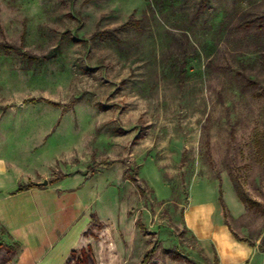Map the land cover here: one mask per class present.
<instances>
[{
  "label": "rangeland",
  "instance_id": "1",
  "mask_svg": "<svg viewBox=\"0 0 264 264\" xmlns=\"http://www.w3.org/2000/svg\"><path fill=\"white\" fill-rule=\"evenodd\" d=\"M155 1L0 0V153L54 190L66 264H217L184 215L219 198L264 244L233 189L264 207V0Z\"/></svg>",
  "mask_w": 264,
  "mask_h": 264
},
{
  "label": "crops",
  "instance_id": "2",
  "mask_svg": "<svg viewBox=\"0 0 264 264\" xmlns=\"http://www.w3.org/2000/svg\"><path fill=\"white\" fill-rule=\"evenodd\" d=\"M21 176L19 168L0 153V227L5 230V239L18 246L13 256L0 264H66L74 245L60 242L55 227L58 203L54 190L38 185L42 181L39 177L30 180L36 186L16 192ZM218 204L219 200L190 202L184 215L187 229L202 247L214 252L217 264H264L260 242L250 245L238 241ZM215 215L219 221L214 222ZM75 219L73 216L67 222Z\"/></svg>",
  "mask_w": 264,
  "mask_h": 264
},
{
  "label": "trees",
  "instance_id": "3",
  "mask_svg": "<svg viewBox=\"0 0 264 264\" xmlns=\"http://www.w3.org/2000/svg\"><path fill=\"white\" fill-rule=\"evenodd\" d=\"M167 3L171 4L172 2H171V0H159V1L156 0L154 4L156 6V9L162 10V8L165 7V5ZM203 5H204V0H202L200 2V6H199L198 11H201ZM31 58L36 59V57H31ZM48 103H51V102H48ZM75 103H76V99L72 98L67 104H63V105L62 104H58V105L61 106V108L65 111V110H68V109L72 108L75 105ZM109 163H113V162H109ZM109 163H105V164H109ZM34 186H36V184H34V183H29V184L24 185V186H19L18 189L16 190V192H22V191L27 190V189H29L31 187H34ZM233 189L235 191V194H236L237 198L239 199V201L242 204H244V205H246V206H248L250 208H256V209L260 210L262 212V214L264 215V207H263V205L261 203H259L258 201L250 198L248 193L244 190V188L241 186L239 181H237L236 179L233 180ZM219 200L221 201V198H219ZM222 210H223V213H225L224 206H222ZM224 218H225V216H224ZM226 225L229 227L228 223H226ZM2 231H3V233H5V230L3 228H2ZM230 231H231L233 236L238 241H245V242L249 243L250 245H253L252 242H250L248 240H245V239H242L241 237H239L237 234H235V232H233V230L230 229ZM259 250L262 253H264V244L260 243ZM154 252H155V250L152 249V250L147 251L145 253V255L143 257V260H142L143 264H145L146 261H148L152 257ZM79 253L82 255L81 259H83V255H87L91 259L92 262L94 261L93 257L89 253L88 254L85 253L84 250H80Z\"/></svg>",
  "mask_w": 264,
  "mask_h": 264
},
{
  "label": "water",
  "instance_id": "4",
  "mask_svg": "<svg viewBox=\"0 0 264 264\" xmlns=\"http://www.w3.org/2000/svg\"><path fill=\"white\" fill-rule=\"evenodd\" d=\"M38 185H40V186H46L47 185V182L46 181H43V182L38 183Z\"/></svg>",
  "mask_w": 264,
  "mask_h": 264
}]
</instances>
